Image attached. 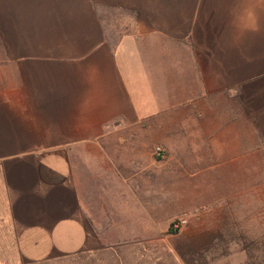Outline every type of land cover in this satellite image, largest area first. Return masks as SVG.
Here are the masks:
<instances>
[{
	"label": "crops",
	"instance_id": "obj_1",
	"mask_svg": "<svg viewBox=\"0 0 264 264\" xmlns=\"http://www.w3.org/2000/svg\"><path fill=\"white\" fill-rule=\"evenodd\" d=\"M258 152L264 0H0V264H256Z\"/></svg>",
	"mask_w": 264,
	"mask_h": 264
},
{
	"label": "rangeland",
	"instance_id": "obj_2",
	"mask_svg": "<svg viewBox=\"0 0 264 264\" xmlns=\"http://www.w3.org/2000/svg\"><path fill=\"white\" fill-rule=\"evenodd\" d=\"M160 159L162 160V174L169 172V170L172 169V166H170L168 162L167 154H165L164 157ZM233 168V175L236 180L233 182L234 186H232L231 182L230 187L241 189L256 188L258 190L257 196L255 198V204H245V197L237 198L242 202L236 206V210L242 211V217L244 216L243 212L250 210L251 217H254V219L252 221H241V227L239 229L234 228L218 230V232L221 231L227 234L230 233L229 235L233 236V238H238L235 239L238 240L235 242V244L210 247L222 249L223 252H245L255 254V263L264 264V153L258 152L255 158H242L241 163L235 164ZM167 184L168 182L162 181V189L164 187L167 189ZM166 191L167 190H165V192L163 191L164 195H167ZM164 197H162V199H165ZM243 206H247L249 208H243ZM178 217H180V215L174 217L173 219Z\"/></svg>",
	"mask_w": 264,
	"mask_h": 264
},
{
	"label": "built area",
	"instance_id": "obj_3",
	"mask_svg": "<svg viewBox=\"0 0 264 264\" xmlns=\"http://www.w3.org/2000/svg\"><path fill=\"white\" fill-rule=\"evenodd\" d=\"M152 152L156 158H162L165 155V149L163 146L157 144L153 147ZM188 223V214H183L180 217L174 219L171 222V226L176 231L181 230L183 227H185Z\"/></svg>",
	"mask_w": 264,
	"mask_h": 264
},
{
	"label": "trees",
	"instance_id": "obj_4",
	"mask_svg": "<svg viewBox=\"0 0 264 264\" xmlns=\"http://www.w3.org/2000/svg\"><path fill=\"white\" fill-rule=\"evenodd\" d=\"M168 233H175L176 230L172 228V226L170 225L168 230H167Z\"/></svg>",
	"mask_w": 264,
	"mask_h": 264
}]
</instances>
